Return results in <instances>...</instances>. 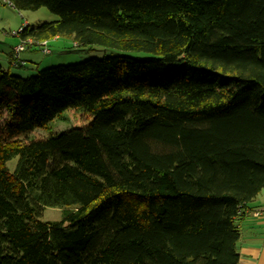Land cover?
<instances>
[{
    "label": "trees",
    "instance_id": "16d2710c",
    "mask_svg": "<svg viewBox=\"0 0 264 264\" xmlns=\"http://www.w3.org/2000/svg\"><path fill=\"white\" fill-rule=\"evenodd\" d=\"M5 1L57 18L20 39L143 56L0 65V264H237L264 189V0Z\"/></svg>",
    "mask_w": 264,
    "mask_h": 264
},
{
    "label": "rangeland",
    "instance_id": "374dc122",
    "mask_svg": "<svg viewBox=\"0 0 264 264\" xmlns=\"http://www.w3.org/2000/svg\"><path fill=\"white\" fill-rule=\"evenodd\" d=\"M0 0V7L5 10H9V6L4 4ZM23 16L22 25H25L24 19L29 21L30 27L35 28L36 26L44 23V22H51L56 20V16L50 14L45 9H39L35 12H21ZM47 49L50 51L49 54H43L40 50H36L32 52L33 55V62L28 63L26 67H10V66H3V69L7 72H10L11 75L20 76L22 78H29L38 75V73L42 70H46L49 68L57 67V66H66V65H76L82 63L84 61H88L91 59H104L107 57L112 56H129V57H138L143 56L139 53H132V52H120L114 51L109 49H103L101 47H77L76 44L72 42L70 38L61 37L57 38L56 40H50L47 42ZM67 115L65 114V117ZM5 115L0 117V125L2 124ZM74 116L69 115L68 118L66 117L64 120H54L49 126L44 130H36L33 134L29 136H36V137H46L50 134H56L63 132L67 129H70L74 125ZM17 159L14 158L9 161L6 166L7 169L10 171L13 170ZM62 218V209L58 208H49L46 207L43 210V221L49 222H57L60 221Z\"/></svg>",
    "mask_w": 264,
    "mask_h": 264
},
{
    "label": "crops",
    "instance_id": "0c3cea01",
    "mask_svg": "<svg viewBox=\"0 0 264 264\" xmlns=\"http://www.w3.org/2000/svg\"><path fill=\"white\" fill-rule=\"evenodd\" d=\"M2 2L10 9L5 10L0 7V65L13 67L11 66L12 52L19 42V38L13 33L24 26L22 25L23 16L5 0ZM24 21L25 25L31 28L29 21L27 19ZM36 50L38 49L31 48L20 54L19 58L24 63L23 67L34 61L32 52ZM259 208H264V189L246 207L250 211ZM238 228L239 239L235 248L238 254L237 264H264V219L245 215L238 223Z\"/></svg>",
    "mask_w": 264,
    "mask_h": 264
},
{
    "label": "built area",
    "instance_id": "2783aa9c",
    "mask_svg": "<svg viewBox=\"0 0 264 264\" xmlns=\"http://www.w3.org/2000/svg\"><path fill=\"white\" fill-rule=\"evenodd\" d=\"M24 26L19 28L17 32H14L13 35L17 36L19 38V34L22 32ZM38 48L43 54H49L50 51L47 49V41H41V42H34L32 39H20L18 44L14 47L13 52H12V66H23L24 63L20 60V54L23 51H26L31 48ZM244 213L246 216L251 215L259 219H264V208H259L255 210H244Z\"/></svg>",
    "mask_w": 264,
    "mask_h": 264
}]
</instances>
